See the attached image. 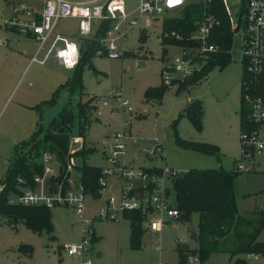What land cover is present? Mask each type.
Masks as SVG:
<instances>
[{
	"label": "rangeland",
	"instance_id": "374dc122",
	"mask_svg": "<svg viewBox=\"0 0 264 264\" xmlns=\"http://www.w3.org/2000/svg\"><path fill=\"white\" fill-rule=\"evenodd\" d=\"M14 1L23 4L16 7ZM125 4L127 13H130L137 7L138 0H125ZM23 6L36 10L40 7L36 0H0V182L17 144L29 142L39 128L45 130L52 118L64 108L67 107L77 115L80 107L94 105L97 107L96 113L100 112L101 115L98 117L93 113L84 138L85 149H92L85 159L88 166L106 167L100 143L110 142L113 135L125 130L128 135L123 160L127 170L152 167L165 169L168 166L179 172L189 169L236 170L242 155L239 139L242 66L238 47L235 46L231 51L230 64L222 70L217 67L212 69L207 82L203 81L189 92L186 90L179 93L176 91L177 85H173L160 101H146V91L164 85L162 72L176 57L182 56L181 46L177 45H166L163 52L159 38L163 19L168 18L164 17L143 32V43L139 40L140 30L130 29L126 39L116 43L118 52H123L120 58L95 56L91 61L92 67L84 68L83 90L71 94L67 88H62L55 104L48 105L45 101L50 100L52 94L70 79L71 71L58 66L54 59H50L45 65L28 66L21 58L20 52L25 43L19 39L24 37L8 30L4 26V19ZM228 6L232 17L237 21L240 0H228ZM179 15L180 12L171 14L172 17ZM75 29L76 22L73 20H61L57 27V31L65 35H74ZM211 57L212 55L210 59ZM189 99L201 102L202 129L197 132L186 118H182L176 126L178 137L216 146L220 153L219 159L185 150L175 143L173 124ZM118 100L127 102L123 111L119 109ZM127 108L131 109V113L125 112ZM74 136L76 135L73 134L72 137ZM42 138L43 133L39 139ZM157 141L162 143V155H147L153 151ZM71 148L70 144L68 151ZM83 149L73 155L67 153L65 163L56 152L50 153L52 160L47 166L55 175H63L69 172L68 160L73 158L70 174L71 177L75 175L77 181L76 170L82 165V159L77 155ZM28 152V146H21L18 150L21 156L28 155ZM166 161L168 166L165 165ZM244 164L249 171L241 173L234 184L237 210L239 215L257 221L259 216L252 213L264 211V157L256 156L253 166L247 162ZM106 184V191L100 192L99 197L86 195L84 205L85 218L91 222L94 233L102 237L101 248L107 264H178L175 240L188 241L189 247L179 246L184 251L197 247L193 235L197 230L198 216L193 214L190 222L169 226L156 237L145 232L141 238V249L132 250L128 242V222L121 217V213L118 214L117 221L97 218L98 211L106 206L109 198L115 200L117 207L121 203V183L117 176L108 177ZM165 187L169 191V204L175 207L171 179L165 181ZM50 214L53 225L51 234L46 231L33 233L20 222L16 224V228L0 223V264H73V259L64 254L63 248L80 243V219L67 207H53ZM257 241L264 243V229L257 236ZM127 242L128 245L122 247ZM223 246L228 252L214 253L202 264H232L236 258L245 259L249 264H264V257L258 255L238 254L233 257L230 251L238 247V243L232 236L224 241ZM25 247L31 249V257L25 254ZM187 256L185 264H199L190 259L195 255ZM96 257L91 256L93 264H97Z\"/></svg>",
	"mask_w": 264,
	"mask_h": 264
},
{
	"label": "built area",
	"instance_id": "2783aa9c",
	"mask_svg": "<svg viewBox=\"0 0 264 264\" xmlns=\"http://www.w3.org/2000/svg\"><path fill=\"white\" fill-rule=\"evenodd\" d=\"M36 1L40 4L39 10L23 6L4 19V26L8 30L30 38L36 43V52L30 63L45 65L47 61L54 59L61 67L72 70L80 57L79 40L91 38L106 23H109V27L100 40L102 49L96 52V56L105 55L111 59H118L123 52H118L116 43L126 39L130 29L137 28L140 32H145L162 18H169L171 14L196 5L203 8V13L196 23V29L188 36L194 47H181L182 56L176 57L162 72L163 83L171 87L199 73L210 60V56L219 52L218 45L213 42L218 21L208 10L212 0H138L137 7L130 13L126 11L125 0ZM220 1L232 34V49L236 46L240 50L242 65L240 98L241 106L246 110L245 121L249 125L244 123L239 134L242 155L236 171L243 173L249 171V168L245 167V162L253 166L256 156L264 157V0H240L237 21L232 17L228 0ZM61 20L76 22L75 38L57 31ZM165 36L176 41L182 39L175 32ZM118 103L122 111L127 107L126 101L118 100ZM125 112L131 113V109L127 108ZM96 115L100 116L101 113L97 112ZM127 135L125 130H120L112 136L110 142L100 143L107 162V166L101 169L102 176L98 181L100 192L106 191L108 177L117 176L121 183V203L117 207L115 200L109 198L106 206L98 211L97 218L117 221L119 213L141 209L147 215L145 229L150 232H161L167 223L177 222L180 218L178 210L169 204V191L165 187V181L173 180L182 172L166 167L161 169V175L156 176L146 173L143 169L127 170L123 160ZM70 144L72 148L68 155L83 149L80 136L72 137ZM50 153L48 151L41 153L43 172L33 178V186L24 184L19 192L9 197L8 204L72 209L80 219L81 241L78 245L64 247L63 252L69 257H78L79 264H93L91 251L94 231L91 222L85 218L84 187L76 181L75 175L71 177L70 174L73 158L68 160L67 165L72 184L69 189H65L62 186H53L49 182L50 178L60 175H55L56 173L47 166L52 160ZM147 155H162L161 141H157L153 151ZM18 182L23 184L22 180ZM174 242L176 246L186 243L185 240ZM190 259L198 261L197 256H191Z\"/></svg>",
	"mask_w": 264,
	"mask_h": 264
},
{
	"label": "trees",
	"instance_id": "16d2710c",
	"mask_svg": "<svg viewBox=\"0 0 264 264\" xmlns=\"http://www.w3.org/2000/svg\"><path fill=\"white\" fill-rule=\"evenodd\" d=\"M209 12L215 16L218 25L214 31V40L219 52L212 55L211 59L204 68L193 76L178 82L177 93L186 91L189 88L204 81L209 73L215 67L220 70L227 67L232 60L233 38L230 31L228 19L225 15L220 0H212L208 8ZM203 8L199 5L188 6L184 8L178 17L163 19L162 34L159 42L165 51L166 45H177L183 48L194 47L189 41L188 36L196 29V23L201 19ZM109 23L103 25V28L96 31L91 38H84L80 42V57L77 65L71 70V77L62 84L53 94L50 100L46 101L48 105H54L57 94L60 89L67 88L71 94L83 90L82 74L85 67L91 68L92 59L96 52L101 48L100 40L105 35ZM172 32L179 34L182 39L176 41L171 37H164L165 34L171 35ZM75 38V34L72 35ZM145 35L140 32L139 40L145 42ZM242 80V78H241ZM241 84V82H240ZM171 87L161 85L159 88H149L145 93L146 101H160L167 90ZM97 107H80L77 115L67 107L52 118L47 128H39L29 142L21 143L15 146L13 155L8 160V166L5 176L0 182V219L3 224L15 227L17 223H22L33 233L46 231L51 234L53 225L51 222L50 209L42 206H21L9 205V197L19 192L24 184L33 186V178L43 172L40 156L45 150L56 152L62 159L67 156L70 139L73 134L85 138L86 132L90 126V120ZM246 110L241 106L239 111L240 130L242 125H248L245 121ZM186 118L193 128L200 132L202 129V105L198 100H191L187 103L182 112H180L173 124L175 143L189 151L203 155H212L219 159V150L214 145L195 143L183 140L178 137L176 126L179 120ZM75 128V129H74ZM43 133V138L40 136ZM21 146H28V155L21 156L18 150ZM92 152V149H83L77 157L82 159V165L76 170L77 182L85 190L86 195L94 198L100 196V187L98 184L101 178V169L91 167L85 164V159ZM35 159V161H32ZM151 175H161L160 168L143 169ZM241 173L238 171H226L223 169H189L182 172L172 182L175 193V207L180 213L177 222L188 223L191 216H198L197 230L193 235L197 247L194 250L184 251L177 246L178 264H185L188 260V254L197 256L198 263L202 264L207 258L219 252H225L223 243L232 236L238 243V247L231 250L234 257L238 254L258 255L264 257V243L257 241V236L264 229V211H255L254 216L259 219L244 217L238 214L234 184ZM18 180H22L20 184ZM71 177L69 173H64L49 182L53 186H62L69 189L71 186ZM140 190V189H139ZM121 217L129 222V246L132 250H139L142 247L141 238L146 232L144 223L147 215L141 210L124 211ZM251 230V232H249ZM24 248V247H22ZM26 255L31 257V249L26 248ZM232 264H249L245 259L236 258Z\"/></svg>",
	"mask_w": 264,
	"mask_h": 264
},
{
	"label": "crops",
	"instance_id": "0c3cea01",
	"mask_svg": "<svg viewBox=\"0 0 264 264\" xmlns=\"http://www.w3.org/2000/svg\"><path fill=\"white\" fill-rule=\"evenodd\" d=\"M15 3H14V5L17 7V5L19 4V6L20 5H22L23 3L22 2H16V1H14ZM37 3H38V7L40 6V4H39V2L37 1ZM40 8V7H39ZM36 10V9H35ZM14 33V32H13ZM60 33V32H59ZM63 33V32H62ZM14 34H16V33H14ZM64 34V33H63ZM17 35V34H16ZM69 37H72V35L70 34V35H68ZM24 37V36H23ZM19 41H23L24 43H25V45H24V47H23V49H22V52H20V54H21V58H23V60H25L26 62L25 63H28L27 65L28 66H30V65H32V64H36V63H30V59H31V57L34 55V53L36 52V48H37V45H36V43L32 40V39H30V38H27V37H24L23 39H19ZM30 45H32V46H30ZM58 64V63H57ZM58 66H60V65H58ZM242 66V65H241ZM61 67V66H60ZM63 68V67H62ZM226 68V67H225ZM63 69H65V68H63ZM65 70H67V69H65ZM68 71H71V70H68ZM208 77V76H207ZM241 78H242V70H241ZM209 78H206L205 80H206V82H207V80H208ZM204 80V81H205ZM240 82H241V79H240ZM201 84L203 83V81L202 82H200ZM197 84L198 86L199 85H201V84ZM197 85H195V86H193V87H191V88H189L187 91L189 92V91H191V90H193L194 88H196V87H198ZM191 101V99H189V100H187V102H186V105H187V103L188 102H190ZM45 103H46V101H45ZM185 108V107H184ZM184 108H181V110L182 109H184ZM181 110H179V112L181 111ZM96 111H97V109H96ZM96 111H95V113H96ZM98 117H100V116H98ZM82 138V141H83V146H84V148L86 147L85 145V140H84V138L83 137H81ZM19 144H21V143H19ZM19 144H17V145H19ZM16 145V146H17ZM101 146V145H100ZM102 148V147H101ZM102 154H103V148H102ZM104 157V156H103ZM10 159V158H9ZM165 165L166 166H168V163H167V161L165 162ZM7 166H8V161H7ZM169 167V166H168ZM99 168H103V167H99ZM152 168H154V167H152ZM172 168V170H173V167H171L170 166V169ZM151 169V168H150ZM0 190H1V187H0ZM125 220V219H124ZM125 221H127V220H125ZM128 222V221H127ZM0 223H2V221H1V219H0ZM180 222H169V223H167L166 225H165V227L162 229V231L165 229V228H167V227H169V226H177L178 224H179ZM3 224V223H2ZM16 228V227H15ZM127 229H128V240H129V232H130V230H129V222L127 223ZM146 230V229H145ZM161 231V232H162ZM146 232H148V233H150V234H152L154 237H156V236H158L159 234L161 235V232H150V231H146ZM99 235V234H98ZM101 242H102V237H99V236H97V234L96 233H94V239H93V245H92V251H91V256L93 257V255L94 256H97L96 257V263L97 264H107V262H106V258H105V255H104V252H103V250H102V248H101ZM129 242V241H128ZM128 242L127 243H125V244H122V247H126L127 245H128ZM189 247V245H188V241L186 240V243H185V247ZM190 249V248H189ZM177 250V246L175 247V251ZM177 252V251H176ZM65 254V253H64ZM67 256V255H66ZM68 258H71V259H73V261H71V263H73V264H79V259H78V257H69V256H67ZM177 257H178V254H177ZM257 258V257H256ZM256 260V259H255Z\"/></svg>",
	"mask_w": 264,
	"mask_h": 264
}]
</instances>
